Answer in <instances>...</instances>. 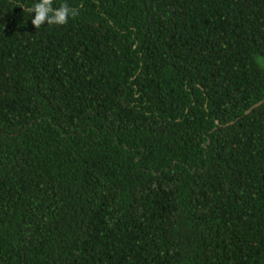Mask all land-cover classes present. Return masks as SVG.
<instances>
[{
	"label": "trees",
	"instance_id": "trees-1",
	"mask_svg": "<svg viewBox=\"0 0 264 264\" xmlns=\"http://www.w3.org/2000/svg\"><path fill=\"white\" fill-rule=\"evenodd\" d=\"M37 2L0 0V264H264V0Z\"/></svg>",
	"mask_w": 264,
	"mask_h": 264
},
{
	"label": "clouds",
	"instance_id": "clouds-1",
	"mask_svg": "<svg viewBox=\"0 0 264 264\" xmlns=\"http://www.w3.org/2000/svg\"><path fill=\"white\" fill-rule=\"evenodd\" d=\"M25 11L35 13L31 23L39 29L42 25H64L69 17L75 18L79 13L75 7H70L67 3H62L58 7H53V0H38L31 8L25 7Z\"/></svg>",
	"mask_w": 264,
	"mask_h": 264
},
{
	"label": "water",
	"instance_id": "water-1",
	"mask_svg": "<svg viewBox=\"0 0 264 264\" xmlns=\"http://www.w3.org/2000/svg\"><path fill=\"white\" fill-rule=\"evenodd\" d=\"M263 103H264V99H262L261 101L257 102V103L254 104L251 108H249L248 110H246L245 114H249V113H251L253 109L259 107V106L262 105ZM217 123H219V122L217 121ZM232 123H233V121H232V122H228L227 125L232 124Z\"/></svg>",
	"mask_w": 264,
	"mask_h": 264
}]
</instances>
